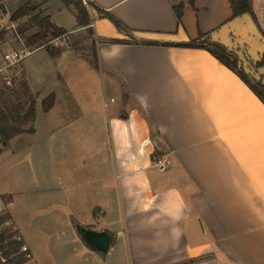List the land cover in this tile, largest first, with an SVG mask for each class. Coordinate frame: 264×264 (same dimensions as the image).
<instances>
[{
	"label": "crops",
	"instance_id": "0c3cea01",
	"mask_svg": "<svg viewBox=\"0 0 264 264\" xmlns=\"http://www.w3.org/2000/svg\"><path fill=\"white\" fill-rule=\"evenodd\" d=\"M65 1L0 0V8L10 19L36 7L68 40L87 26ZM89 1L108 14L88 8L97 66L78 50L34 49L43 50L42 63L23 60L36 100L33 131L0 142V210L27 244V261L264 264V103L206 49L174 45L207 36L264 84L255 65L264 0H252L255 19L232 16L228 0ZM157 155L170 159L167 169L154 164ZM20 193L34 213L26 234ZM89 232L104 233L107 249L90 243ZM51 235L53 261L34 254L52 251Z\"/></svg>",
	"mask_w": 264,
	"mask_h": 264
},
{
	"label": "trees",
	"instance_id": "16d2710c",
	"mask_svg": "<svg viewBox=\"0 0 264 264\" xmlns=\"http://www.w3.org/2000/svg\"><path fill=\"white\" fill-rule=\"evenodd\" d=\"M190 3L193 0H189ZM232 10V16L240 15L243 13H249L255 19V15L252 8V0H228ZM67 5L72 4L75 10L76 23L79 26H87L86 29L90 30L89 25V11L87 5L91 6L96 10L100 16H108V14L92 3L89 0H85L84 5L82 0H70L65 1ZM36 7H31L28 5H23L15 10L11 16L10 20L14 21L19 17L27 15L29 12L33 11ZM182 5L176 7L177 15L180 16ZM117 27H121L118 21L110 17ZM33 26L37 27V31L33 34L27 36L28 44L42 40L47 34L51 35V39H54L65 33V30L61 27L49 21L47 15H42V11H38L33 17ZM32 27H28L20 30V33ZM263 37L264 31L260 29ZM111 42H121L118 39H111ZM176 46L183 47H194L206 49L210 54H212L216 59H218L225 66L233 70L248 86L249 88L258 96V98L264 103V84L260 79L255 78L253 75L249 74L242 65L240 59L236 54L230 49L226 48L224 45L217 41L210 40L207 36L200 35L196 39H192L187 42L175 43ZM50 55H54L60 52V48L52 45V47L45 48ZM91 59L95 66H97V59L95 56ZM256 66H260L264 69V53L255 62ZM20 87L28 98V108L26 111H22L21 103L13 101V88H8L0 84V142H7L13 136L22 132H32V122L36 113V100L35 96L29 91L28 85L25 80L19 82ZM54 102V94L50 93L44 98L41 104L43 111H48ZM29 119L30 125L27 128L22 127V123ZM4 202H9L10 198L2 196ZM11 220L10 214L7 210H0V264H22L29 260L31 256L27 257L26 253L21 251V243L23 242L21 234L13 229L12 225H7L6 222ZM13 223V221H12ZM20 234V240L17 239V235Z\"/></svg>",
	"mask_w": 264,
	"mask_h": 264
},
{
	"label": "rangeland",
	"instance_id": "374dc122",
	"mask_svg": "<svg viewBox=\"0 0 264 264\" xmlns=\"http://www.w3.org/2000/svg\"><path fill=\"white\" fill-rule=\"evenodd\" d=\"M82 3L84 5H86L83 0ZM15 5V1L9 3L6 8L8 10H12L13 7ZM87 8L92 9L89 5H87ZM37 13V9L35 8L33 11L29 12L27 15H24L22 17L17 18L14 21H10V19H8V15L7 13H3L1 11L0 8V55L2 52L10 49V48H15V49H21L24 46L28 49V50H34L36 48H46V47H52V45H55L56 47L60 48V49H67L69 48L70 50H78L80 51L82 54L85 55H90L93 58V54H94V44H93V37H92V33H90V30L85 29V31L78 35V36H70V38L68 39L69 41V45L68 46H64L61 44H55L54 41H52L53 39H51V35L47 34L42 40L37 41V42H33L32 44H28V39L27 36L30 35L31 33H33V31H35V29L37 30V27L35 28V26H33L34 24L32 21V17ZM11 16V15H10ZM28 25H31L32 27H30L29 29L23 31L22 33H20V30H22L25 27H28ZM43 54V50H36L33 51L30 55H28L27 57H25V62H29V64H31L32 66H34L35 68H37L38 65H40L42 63V59H41V55ZM23 60L21 61V67H22V72H21V76L18 77V83L14 86L13 90H14V94H13V101H16L18 103H21L22 105V111H26L28 108V98L27 95L23 92L22 88L19 85V82L21 80H25L26 82V78H25V73L23 70ZM93 63V61H92ZM94 64V63H93ZM20 68V66H19ZM46 69H49L46 68ZM251 74V73H249ZM46 80V84L48 82V84H50V78H45ZM55 80V78H54ZM49 86V85H48ZM30 125V121L29 119H26L23 123H22V127L27 128ZM23 198L24 196L20 193V228L22 231L26 233L31 232L33 224H34V220L32 219L33 217V212L28 211L27 209H23ZM30 204H32V201H30ZM31 206V205H30ZM47 224V227H51L50 222L47 220L45 221ZM55 229V228H53ZM45 240L47 241L48 244H50L52 246V251L49 252H43V251H36V254H39V256L43 257V256H47L49 257L50 261H53V258H51V255L54 257L56 255V253L54 252L55 249L58 247V243L56 238L54 237V235L51 236H47L45 238ZM34 255V257H35ZM36 258V257H35ZM55 261V260H54ZM56 262V261H55ZM50 264H53L52 262H49ZM22 264H36L34 259L30 262H24ZM55 264H63L60 260H58Z\"/></svg>",
	"mask_w": 264,
	"mask_h": 264
},
{
	"label": "built area",
	"instance_id": "2783aa9c",
	"mask_svg": "<svg viewBox=\"0 0 264 264\" xmlns=\"http://www.w3.org/2000/svg\"><path fill=\"white\" fill-rule=\"evenodd\" d=\"M85 3V0H83ZM66 34H62L52 41L55 44H61L64 46L69 45V41L65 39ZM33 50H28L25 46L21 49L10 48L0 55V84L5 87L13 88L18 83V77L21 76L22 67L21 61L28 56ZM20 66V68H19ZM154 164L160 169L165 170L170 166V159L164 155H157L153 159ZM7 225H12V221L8 220ZM13 229H15L13 224ZM17 239L20 240V234L17 235ZM21 251L26 253V256H31L27 244L23 241L21 243Z\"/></svg>",
	"mask_w": 264,
	"mask_h": 264
},
{
	"label": "water",
	"instance_id": "95a60500",
	"mask_svg": "<svg viewBox=\"0 0 264 264\" xmlns=\"http://www.w3.org/2000/svg\"><path fill=\"white\" fill-rule=\"evenodd\" d=\"M87 240L90 243L95 244L98 248L102 249V250H106L108 247V238L104 233H87L86 236Z\"/></svg>",
	"mask_w": 264,
	"mask_h": 264
}]
</instances>
